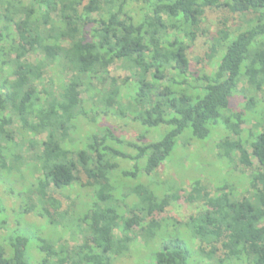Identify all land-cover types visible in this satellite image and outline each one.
I'll return each instance as SVG.
<instances>
[{"label": "trees", "instance_id": "obj_1", "mask_svg": "<svg viewBox=\"0 0 264 264\" xmlns=\"http://www.w3.org/2000/svg\"><path fill=\"white\" fill-rule=\"evenodd\" d=\"M12 1L15 6L9 10L8 0H0L6 21L0 25V182L10 183L17 175L26 181L25 189L10 193L21 200L24 208L19 213H10L0 200V264H113L129 249V237L137 231L156 243L152 264H190L188 246L179 237L168 239L167 224L187 228L194 255L217 264H264V109L259 112L260 133L256 138L250 134V153L242 140L231 139L240 136L244 121L226 117L232 98L241 93L242 80L252 93H264V0ZM208 9L254 18L245 30L218 31L207 54L209 62L217 60L216 70L202 74L192 70L188 52L205 34ZM30 55L40 59L30 64ZM119 62L133 72L134 84L118 85L109 77ZM57 64L61 75H70L68 82L57 90L40 88ZM108 82L101 99L107 117L127 118L120 108L127 101L133 122L168 131L143 143L128 141L107 126L101 136L89 137L84 149H78L69 124L78 117L83 89L95 85L93 90L99 91ZM254 102L250 98L246 106ZM211 127L220 131L221 156L232 162L236 156L251 172L245 195L236 184L216 185L211 194L196 180L185 200L201 204L197 218L184 224L160 219L180 197L159 199L150 188L135 186L138 163L145 160L146 175L158 173L186 130L204 140ZM17 132L21 143L29 142L26 135L36 141L35 152L28 150L34 154L33 165L22 156ZM126 162L130 168L121 169L120 163ZM73 187L87 189L92 204L81 214L72 205V214L62 224L60 218L67 212L62 213L54 194ZM120 198L131 199L132 205H119ZM15 213L10 227L9 215ZM31 214L62 225L60 229L65 226L81 237V243L48 249L42 241L37 249L45 256L34 262L28 254L32 226L18 220ZM115 231L124 239H114Z\"/></svg>", "mask_w": 264, "mask_h": 264}, {"label": "rangeland", "instance_id": "obj_2", "mask_svg": "<svg viewBox=\"0 0 264 264\" xmlns=\"http://www.w3.org/2000/svg\"><path fill=\"white\" fill-rule=\"evenodd\" d=\"M26 1L27 0H16L17 3H25ZM8 2L7 8L9 10L13 9L15 6L14 1L8 0ZM2 14L3 12L0 9V25L4 26L6 21ZM253 18L254 16L231 14L227 9H208L203 21V30H205V34L197 38L188 52L192 70L202 74L213 73L216 70L217 60L214 59L212 62H209L207 58V54L210 52L209 46L211 40L215 36H219L218 31L220 29L231 30L232 32L247 29L250 20ZM216 55L218 54L216 53ZM38 59H40V56L30 55L28 57V63L34 64ZM59 63L61 64L62 62ZM60 71L59 64L53 66V70L52 68L49 70L43 83L39 87L41 88L42 85L47 88L53 86L55 90H57L60 85L62 86L65 82H68L70 75L65 77V75H61ZM132 73V71L129 72L127 70L125 63L119 62L112 67L109 77L116 80L118 85H122L125 82L134 84ZM109 85H111V82H108V84L103 87L104 89L98 88L99 91L93 90L94 87H96L95 85L91 90L83 89L84 91L81 94L78 107V117L73 124H69L71 137L76 142L75 145L78 149H84L83 145L87 143L89 137L95 134L101 136L104 128L107 126L114 128L118 136L124 137L128 141L135 142L137 140H142L143 143L150 142L154 137L160 138L168 131L166 128L149 130L143 128L139 123L133 122L132 111L127 101H122V107H120L124 109L127 118L119 117L116 114L107 117L104 113L105 107L101 104V99L102 93L105 92V89L108 90ZM239 91L241 93L232 98L230 111L226 114V117H230L232 120L236 121L235 117L239 116L244 121L240 128V136L236 137L233 135L231 139L234 142L242 140L244 146L250 153V143L252 141L250 134H256L254 136V138H256L258 133H260L258 118L260 109H264V104L262 103L264 100V93H252L245 80H242L240 83ZM246 98L247 100L253 98L255 100L254 104L247 107ZM216 128L217 127H211L212 133L210 137L204 140L194 139L190 130H186L182 136L177 139L172 154L158 173L156 172L148 176L144 172L145 160L138 163L137 167L140 173L138 178L133 182L135 186L142 185L150 188L159 199L165 197L171 201V197L174 195L180 197L178 201L170 202V206L167 208L166 212L160 216V219H173L184 224L189 223L191 218H197L203 207L198 203L189 204L185 200V196L190 192L191 186L196 180H199L204 188L208 189L211 194L214 193L216 185L236 184L240 188L239 193L245 195L247 180L251 172H247L243 166L239 164L236 156L233 162L221 156L222 151L218 147L220 131ZM13 130H19V125L17 124ZM41 139L44 141V138ZM21 140H23V138L19 132H17L15 141L22 145V156L27 160V164L33 165L34 160L32 156H34V154L31 152L29 153L28 150L34 151L36 141L30 135H26L25 138V140L29 142L21 143ZM129 154L133 153L131 152ZM91 156H93V159H96V154H92ZM253 163L256 165V160H253ZM120 165L121 169L126 170L130 168L128 162L120 163ZM32 179L35 180L36 177H32ZM25 181V179H22V176L17 175L10 183L0 182V200L3 201L10 213L12 209L16 210V213H19V209L22 207L20 206L21 200L10 195V193L14 191L19 192L21 188L25 189L22 185ZM12 185H16L15 188L12 187ZM88 193L90 192L85 188L73 187L72 189L63 192L60 191V193L56 192L54 194V197L63 205L62 213L67 212L66 216L60 218L62 224H65L67 218L72 214V210L69 213L70 208L73 209L72 205L77 206L76 212L78 214L84 213L88 207H90L89 205L92 204V201ZM118 202L119 205H121L122 202H124L125 206L132 205L131 199L120 198ZM16 213L15 215H9L10 219L8 221L10 222V227L15 225L14 220L17 215ZM127 216H130V214L128 213ZM18 217L20 216L18 215ZM18 220L23 222V224L27 223L32 226V238L29 240L28 254L34 259V262H37L40 258L42 259V257L45 256L44 254L42 256L37 249L38 246L43 244L42 241L44 242V246L48 249L52 247L57 249L63 245H67L71 248L81 243V237L74 235L73 232H67L65 226H63V229H60L59 227H62V225H50L45 219L34 214L26 215L24 219L21 220V218H19ZM166 227L171 232L168 239L179 237L185 241L191 256L189 259L190 264H217L215 259L208 260L201 257L198 253H195L196 255L191 253L192 250L189 247L191 240L189 239L190 236L186 227L177 224H167ZM175 229H177L176 232H174ZM113 238L124 239L120 231H115ZM129 238L131 242L126 244L129 246V249L124 251L121 257L115 259L113 264H152L154 261L153 254L157 249L154 240L150 241L144 239L140 231H137L135 235L132 234ZM124 242H127V240H124ZM196 243V246L199 245L198 241ZM218 264L233 263L231 260H226ZM237 264L241 263L237 262Z\"/></svg>", "mask_w": 264, "mask_h": 264}]
</instances>
